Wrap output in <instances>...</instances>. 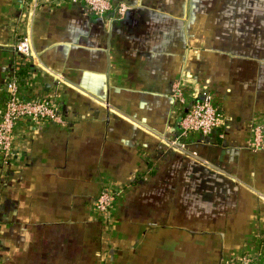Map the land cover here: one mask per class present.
Returning <instances> with one entry per match:
<instances>
[{"label":"crops","instance_id":"0c3cea01","mask_svg":"<svg viewBox=\"0 0 264 264\" xmlns=\"http://www.w3.org/2000/svg\"><path fill=\"white\" fill-rule=\"evenodd\" d=\"M113 1L130 6L123 18L81 0H0V110L17 68L21 94L53 95L62 120L17 127L0 264H264V0ZM178 79L222 118L183 148L170 142ZM103 189L116 190L108 218L93 211Z\"/></svg>","mask_w":264,"mask_h":264},{"label":"built area","instance_id":"2783aa9c","mask_svg":"<svg viewBox=\"0 0 264 264\" xmlns=\"http://www.w3.org/2000/svg\"><path fill=\"white\" fill-rule=\"evenodd\" d=\"M81 1L86 11L97 17H103L108 11H113L114 17L120 19L130 9V6L124 1L116 3L113 0ZM17 30L14 50L19 58H27L30 53L31 39L20 27ZM16 69L9 71L3 86V105L0 110L1 175L6 174L9 169L19 123H39L42 120L62 123L53 95L24 97L21 94L20 76ZM171 97L177 107L179 135L170 142L176 147L183 148L186 144L184 139L188 135L194 133L207 136L222 124L221 114L214 106L209 91L186 92L178 79L172 84ZM262 141L260 127H257L250 145L253 149H262ZM115 194L116 190L103 189L94 200L93 211L100 217L108 218L111 208H113ZM224 264H254V260L249 254H239L227 258Z\"/></svg>","mask_w":264,"mask_h":264},{"label":"trees","instance_id":"16d2710c","mask_svg":"<svg viewBox=\"0 0 264 264\" xmlns=\"http://www.w3.org/2000/svg\"><path fill=\"white\" fill-rule=\"evenodd\" d=\"M24 70H25V67H21V68L19 69V72L22 73Z\"/></svg>","mask_w":264,"mask_h":264},{"label":"water","instance_id":"95a60500","mask_svg":"<svg viewBox=\"0 0 264 264\" xmlns=\"http://www.w3.org/2000/svg\"><path fill=\"white\" fill-rule=\"evenodd\" d=\"M229 154H232L233 153V150L232 149H228L227 150Z\"/></svg>","mask_w":264,"mask_h":264}]
</instances>
